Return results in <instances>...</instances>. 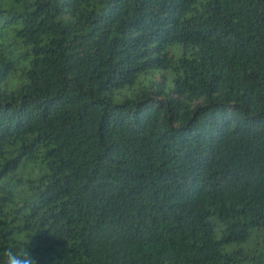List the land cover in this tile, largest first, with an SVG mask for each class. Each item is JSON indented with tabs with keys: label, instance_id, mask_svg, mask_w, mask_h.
<instances>
[{
	"label": "trees",
	"instance_id": "16d2710c",
	"mask_svg": "<svg viewBox=\"0 0 264 264\" xmlns=\"http://www.w3.org/2000/svg\"><path fill=\"white\" fill-rule=\"evenodd\" d=\"M10 249L264 264V0H0Z\"/></svg>",
	"mask_w": 264,
	"mask_h": 264
},
{
	"label": "clouds",
	"instance_id": "9594fccd",
	"mask_svg": "<svg viewBox=\"0 0 264 264\" xmlns=\"http://www.w3.org/2000/svg\"><path fill=\"white\" fill-rule=\"evenodd\" d=\"M5 264H39L38 259L31 253V251H14L7 250L5 252Z\"/></svg>",
	"mask_w": 264,
	"mask_h": 264
},
{
	"label": "rangeland",
	"instance_id": "374dc122",
	"mask_svg": "<svg viewBox=\"0 0 264 264\" xmlns=\"http://www.w3.org/2000/svg\"><path fill=\"white\" fill-rule=\"evenodd\" d=\"M255 235V234H254ZM247 242H242L243 245H245ZM234 244L232 243H229V244H226V248H230L232 247Z\"/></svg>",
	"mask_w": 264,
	"mask_h": 264
}]
</instances>
